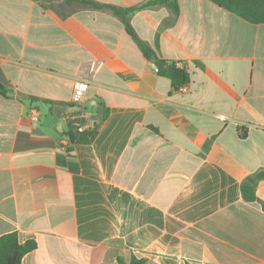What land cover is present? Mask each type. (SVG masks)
<instances>
[{
    "label": "crops",
    "instance_id": "crops-1",
    "mask_svg": "<svg viewBox=\"0 0 264 264\" xmlns=\"http://www.w3.org/2000/svg\"><path fill=\"white\" fill-rule=\"evenodd\" d=\"M92 1L136 7L184 88L109 9L0 0V236L35 241L21 264H264V179L242 193L264 171V23L210 0ZM77 116L92 142L68 140Z\"/></svg>",
    "mask_w": 264,
    "mask_h": 264
},
{
    "label": "trees",
    "instance_id": "trees-1",
    "mask_svg": "<svg viewBox=\"0 0 264 264\" xmlns=\"http://www.w3.org/2000/svg\"><path fill=\"white\" fill-rule=\"evenodd\" d=\"M84 5L93 8L109 9L113 12L125 25L128 34L132 37L143 55L150 60H153L159 71L167 74L176 87L183 85L185 74L182 69H179L173 63H168L166 60L159 59L155 51L143 40H141L133 27L130 24L129 17L137 9L136 7L121 8L106 4H99L92 0H79ZM167 5L173 13H178L177 0H159ZM218 6L238 15L239 17L251 23H264V0H210ZM0 93L6 94V89L0 84ZM33 101H38V98L31 97ZM76 123L84 124L83 118L79 116L72 118L68 122L66 136L70 142L74 143H90L95 138L98 128L97 126L84 128L80 130ZM257 179H264V171L257 173L255 176L248 178L247 182L242 185V193L245 198L254 200L256 197L253 193V184ZM264 208V202L262 203ZM36 247L33 240H28L20 243L16 232L6 233L0 236V264H21L23 256ZM119 264H127L122 260H118ZM128 264H141V260L133 258Z\"/></svg>",
    "mask_w": 264,
    "mask_h": 264
},
{
    "label": "built area",
    "instance_id": "built-area-1",
    "mask_svg": "<svg viewBox=\"0 0 264 264\" xmlns=\"http://www.w3.org/2000/svg\"><path fill=\"white\" fill-rule=\"evenodd\" d=\"M159 70L158 67H155V71L157 72ZM87 82L84 80H77L73 84L72 94H71V101L73 103H79L83 100L86 90H87ZM178 89H183L184 86L177 87ZM38 113L36 111L32 114V120H37ZM80 130L84 129V124L76 123Z\"/></svg>",
    "mask_w": 264,
    "mask_h": 264
}]
</instances>
